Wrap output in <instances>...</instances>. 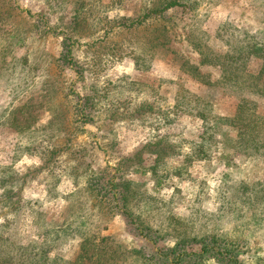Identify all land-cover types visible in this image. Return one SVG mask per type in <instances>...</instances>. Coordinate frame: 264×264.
Listing matches in <instances>:
<instances>
[{"label": "rangeland", "instance_id": "obj_1", "mask_svg": "<svg viewBox=\"0 0 264 264\" xmlns=\"http://www.w3.org/2000/svg\"><path fill=\"white\" fill-rule=\"evenodd\" d=\"M168 1L0 0V256L264 264V149L219 120L242 98L264 116V98L217 62L264 27V0H176L124 25ZM115 176L151 237L98 201Z\"/></svg>", "mask_w": 264, "mask_h": 264}, {"label": "trees", "instance_id": "obj_2", "mask_svg": "<svg viewBox=\"0 0 264 264\" xmlns=\"http://www.w3.org/2000/svg\"><path fill=\"white\" fill-rule=\"evenodd\" d=\"M178 5L176 0H169L161 8L149 10L146 12L141 20L131 21L128 24H124L128 27L132 26L135 23H139L142 20L146 19L152 15H160L164 11ZM71 47V46H70ZM70 47L65 50L64 57L66 56L67 62H71L70 56ZM230 47V48H229ZM229 50L224 53H218V64L223 68L224 74H226V79L231 86H234L235 89L245 90L247 89L250 94L257 95L264 98V85L260 84V80L264 73V27L255 31L253 33L244 32L243 37L240 41H237L236 44H228ZM250 58H256L261 61V68L257 73H249L246 70L247 60ZM213 58H207V56H202L204 62L211 63ZM220 121L230 124L233 127H238L241 134L240 139L247 143L248 145L253 146L252 148L255 151H259L261 148L264 149V135L261 138L260 134L264 132V129L259 127L264 123V116L256 112V103L252 100L242 98L241 102L237 105V110L234 116L219 118ZM264 134V133H263ZM124 180H120L119 177H113L105 182L98 184L94 190L96 192V197L98 201L104 200L109 202L112 206L116 208L122 215H125L130 219L132 224H135V228L139 231L144 237H151L150 233L144 232L143 224H139V217L133 216L131 212L127 209V203L129 201V188L127 185L122 187ZM92 187V185H90ZM144 233V234H142ZM98 241H95L93 244L94 248L101 246L103 242L110 241L108 236H98ZM82 240H84L82 238ZM87 242L84 240L82 242V251L86 250L85 246ZM120 247V245H119ZM207 245H203L199 248L198 254H204L206 252ZM18 249L17 252H19ZM172 250V249H171ZM138 252V251H137ZM30 256H0L1 264H81L85 258V254L80 253L75 259H65L56 256H48L44 254L41 250L37 252L29 251ZM94 256H89L88 264H111L109 263V256L104 259H98L100 256H97L96 259H93ZM201 257V256H199ZM147 260L146 264H178L181 260L176 256H144ZM98 259V260H97ZM112 259V258H111ZM226 261H232L230 257L225 259ZM237 264V261L233 262Z\"/></svg>", "mask_w": 264, "mask_h": 264}]
</instances>
